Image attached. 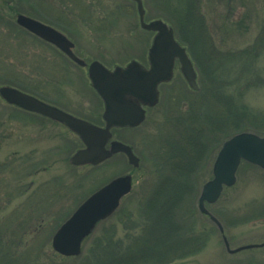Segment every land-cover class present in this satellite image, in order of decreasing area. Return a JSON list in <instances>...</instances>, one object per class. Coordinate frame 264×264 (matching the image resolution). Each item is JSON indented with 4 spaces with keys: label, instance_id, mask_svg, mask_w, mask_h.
Listing matches in <instances>:
<instances>
[{
    "label": "rangeland",
    "instance_id": "obj_1",
    "mask_svg": "<svg viewBox=\"0 0 264 264\" xmlns=\"http://www.w3.org/2000/svg\"><path fill=\"white\" fill-rule=\"evenodd\" d=\"M142 1L146 20L162 17L173 20L168 11L183 0ZM191 1L190 5L198 8L204 18L209 39L221 51H236L251 44L264 24V0ZM16 13L49 24L77 40V52L81 50L86 59L99 60L108 68L123 66L132 59L147 65L152 33L139 27L133 1L0 0V85H12L43 96H53L43 86L48 90L61 85L60 91L65 97L60 101L68 109L97 123L101 120L103 107L92 93L85 72L75 67L70 72L64 71L57 61L50 62L56 58V51L18 26L14 21ZM232 58L230 64H239V57ZM251 58L247 59L248 63ZM254 63L257 73L250 74L249 82L233 75L214 86L226 87L235 104L246 106L253 111V116L264 117V49ZM197 85V91L190 89L176 66L171 81L159 86V102L147 110L143 123L114 130L113 138L130 145L139 158L137 168L129 165L121 154L95 166H74L69 163V157L79 146L74 136L60 127L43 125L37 118L0 102V121L6 123L5 138L0 145V163H5L6 177L2 187L0 184V264H37V261L40 264H105L110 262L112 254L122 256L127 238L143 235L141 231L129 234L132 231L127 227H132V221L127 218L136 217L138 204L150 192L144 186L168 176L170 167L163 159L170 154L175 140L180 139L183 128L174 118L182 117L191 107L200 112L197 115L201 118L218 110L214 105L209 106L212 103L198 78ZM245 119L235 126L229 123L222 130L220 126L204 135L205 148L197 162L188 165L191 172L183 199L172 208L170 219L175 223V242L183 240L185 235L199 236L198 249L187 247L186 250L192 251L188 255L180 249L168 252L165 259L146 264H228L249 259H259L264 264V246L244 250L237 256L229 255L220 234L197 210L200 189L211 178L212 163L221 142L239 131L264 135L262 122ZM124 174L131 175V190L120 199L116 213L99 222L84 238L80 255L58 254L51 246V238L59 225L92 192ZM207 207L224 221L230 246L261 235L264 233V170L241 162L235 183L225 187L219 199ZM106 233L112 235L113 247H96L95 240ZM193 249L196 250L193 252Z\"/></svg>",
    "mask_w": 264,
    "mask_h": 264
},
{
    "label": "water",
    "instance_id": "obj_2",
    "mask_svg": "<svg viewBox=\"0 0 264 264\" xmlns=\"http://www.w3.org/2000/svg\"><path fill=\"white\" fill-rule=\"evenodd\" d=\"M132 1L136 5L139 27L153 33L147 50V65L136 59L113 68L106 67L98 60L89 63L87 77L90 86L103 103V126L73 116L14 86L0 85V98L5 103L59 121L78 136L83 147L69 157V163L74 166L97 165L117 153H122L132 167L139 166V158L131 146L112 139L111 129L132 128L143 122L146 108L158 103L159 84L172 79L176 62L188 87L198 90L193 63L186 48L175 38L172 26L160 18L146 21L142 0ZM15 22L84 65V61L74 55L71 41L54 27L23 13L15 15ZM241 161L264 170V135L239 131L224 139L217 150L211 167L212 177L201 187L197 208L217 225L221 233V223L205 207V202H214L224 186L235 183ZM131 185V175L124 174L112 178L92 192L56 229L51 238L52 248L64 256L78 255L82 240L92 232L97 222L114 212L120 199L130 192ZM222 239L230 252L264 244H247L230 250L225 235Z\"/></svg>",
    "mask_w": 264,
    "mask_h": 264
},
{
    "label": "trees",
    "instance_id": "obj_3",
    "mask_svg": "<svg viewBox=\"0 0 264 264\" xmlns=\"http://www.w3.org/2000/svg\"><path fill=\"white\" fill-rule=\"evenodd\" d=\"M191 3V0L181 1L177 7L168 11L173 20L164 17L162 19L172 26L175 38L186 47L196 69L197 78L204 85L203 90L204 92L207 91L206 97L212 103L209 106L214 105L218 109L217 111L225 112L218 114L215 110L213 114L206 113L207 115L201 118L197 115L200 112H196L194 107H191L182 117L174 118V121L183 128L179 134L180 139L175 140L170 154L163 159L164 164L170 167L168 176L162 177L163 180L162 178L158 179L159 182L154 179L151 181L153 182L152 185L144 186V188L150 189V192L138 204L137 218L134 217L133 219V215H129L127 218L128 221H132V227H127V230L132 231L129 234L134 235L141 231L140 233L143 235L137 238H127L126 242L128 241V243L122 256L115 257L112 254L109 258L110 262L105 264H146L165 259L164 256L168 252H179L180 249V252L188 255L192 251L186 250L187 247L188 249L195 247L198 249L200 245L199 236L185 235V237L181 236L184 237L183 240L180 239L175 242V237H173L175 223L173 219H170L172 208L178 204L179 200L183 199L182 195L187 189V183L189 184L187 178L191 171H188L190 168L188 165H194L200 157L205 148L203 139L206 133L217 130L220 126L219 130H222L229 123L235 126L241 119L247 120L245 118L258 119L264 124V117L253 116V111L248 110L246 106L235 104L231 96L226 93L228 91L226 87L222 89L214 86V84L229 79L233 75L244 80L246 78L249 82L250 74L252 72L257 73L254 62L262 55L264 49V24L260 27L257 37L251 44L236 51H221L214 44V41L209 39V32L203 16L199 13L198 8L190 5ZM250 56H252L251 62L248 63L247 59ZM232 57H239L240 59H237L239 64H230ZM225 83L228 85L227 81ZM0 102H2L1 99ZM9 107L18 110L12 106ZM180 120L182 121L180 122ZM5 124V121H0V145L5 138L3 132ZM5 181V163H0L1 187ZM154 182H158V184ZM189 232L191 233V231ZM112 241V235L106 233L102 234L100 239L95 240L94 245L96 247L103 245L113 247L114 242ZM196 249H193V252Z\"/></svg>",
    "mask_w": 264,
    "mask_h": 264
},
{
    "label": "flooded vegetation",
    "instance_id": "obj_4",
    "mask_svg": "<svg viewBox=\"0 0 264 264\" xmlns=\"http://www.w3.org/2000/svg\"><path fill=\"white\" fill-rule=\"evenodd\" d=\"M131 1V0H130ZM134 3V2H133ZM135 4V3H134ZM35 37V36H34ZM37 40H41L42 42H44L45 44H47L48 46H50V47H52L55 51H56V53L54 54V56L56 57L55 59H51L50 60V62H53V61H57V64H59L60 65V67L64 70V71H68V72H70V68L71 67H75V68H77V69H79L80 71L81 70H83L84 72H85V74L87 75V67H88V65H89V63L92 61V60H96V59H91V60H88V59H86V57H85V55L81 52V50H80V52H77V46H78V42H77V40H73L72 38H70L69 36L67 37L70 41H71V43H72V51H73V53H74V55L76 56V57H78V58H80L81 60H83L84 61V65H80L79 63H77L76 61H74V60H72L71 58H69L65 53H63L59 48H57L55 45H53V44H51V43H49V42H46V41H44V40H42L41 38H38V37H35ZM47 61H49V60H47ZM177 65V64H176ZM60 87H61V85H59L58 86V89H57V87H52V88H50V89H48L47 90V87H45V86H43V88H44V90L45 91H47V93H50V94H52L53 96H54V94H57V95H59V97H56V96H50V95H35V94H33L32 92H30V94L31 95H33V96H35V97H37L38 99H40V100H42V101H44L45 103H48V104H50V105H53V106H55V107H57V108H59V109H61V110H63V111H65V112H67V113H69V114H71V115H73V116H76V117H79V118H81V119H84V120H86V121H88V122H91V123H93V124H95V125H98V126H103L104 125V122H103V120H102V114H101V116H100V118H101V120H100V122L99 123H97V122H95L94 120H92V119H90V118H87L86 116H84V115H80V114H78V113H75L74 111H71L70 109H68L67 107H66V105L64 104V103H62L61 101H60V99L61 98H63V97H65L61 92L62 91H60ZM91 91H92V93H94V95H95V97H96V99L98 100V102L100 103V104H102V107H103V103H102V101H101V99L99 98V96L96 94V92L91 88ZM29 93V92H28ZM62 96V97H61ZM58 101V102H57ZM61 102V103H60ZM20 110V109H19ZM21 112H23V113H25V114H27V115H30V116H33V117H35V118H37L38 120H40V123L41 124H43V125H46V124H51V126H57V128L58 127H60L61 129H63V130H65L66 132H68L69 134H71L72 136H74L75 137V139H77L78 141H79V146L76 148V150L77 149H79V148H82L83 147V144L81 143V141H80V139L78 138V136L75 134V133H73L72 131H70L66 126H64L62 123H60L59 121H56V120H54V119H51V118H49V117H47V116H43V115H41V114H37V113H34V112H31V111H27V110H23V109H21L20 110ZM115 129H119V128H112L111 129V133H112V138H113V132H114V130ZM114 139V138H113ZM75 150V151H76ZM74 151V152H75ZM117 155V154H116ZM122 155V154H121ZM224 189V188H223ZM223 191V190H222ZM222 193V192H221ZM221 195V194H220ZM220 197V196H219ZM219 197L214 201V202H211V203H208V202H206L205 204V206H206V208L208 209V205H210V204H213V203H215L218 199H219ZM209 210V209H208ZM210 211V210H209ZM212 213V212H211ZM213 214V213H212ZM203 217H205L214 227H215V229L217 230V232L220 234V237H221V240H222V242H223V239H222V236L223 235H225V237H226V239H227V241H228V245H229V249L230 250H233L234 248H237V247H240V246H243V245H247V244H260V243H264V233H262L261 235H257V236H254L253 237V239L251 240H244V241H241V242H239L238 243V245L237 246H235V247H232V246H230L231 244H230V238L228 237V236H226L227 234H226V225H225V223H224V221L220 218V217H218V216H216V215H214L215 217H216V219L221 223V225H222V229H223V232L221 233L220 231H219V229H218V227H217V225L212 221V220H210L209 219V217L207 216V215H204V214H201ZM229 221V220H228ZM230 221H234L233 219L232 220H230ZM247 221H251L250 219H247ZM232 227L233 226H235V224L233 223L232 225H231ZM246 241V242H245ZM262 246H264V244L263 245H261V246H257V247H262ZM223 247H224V249H225V251L229 254V255H233V256H237V255H239L241 252H243L244 250H249V249H252V248H256V247H252V248H245V249H241V250H237V251H228L227 249H226V247L224 246V243H223ZM238 258H240V256L238 257ZM261 260H255V259H249V260H244V261H237V262H231V263H228V264H261ZM30 262H26L25 264H29ZM37 264H40L38 261L36 262ZM13 264H23V263H18V262H13ZM30 264H33V263H30Z\"/></svg>",
    "mask_w": 264,
    "mask_h": 264
}]
</instances>
